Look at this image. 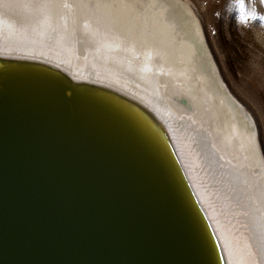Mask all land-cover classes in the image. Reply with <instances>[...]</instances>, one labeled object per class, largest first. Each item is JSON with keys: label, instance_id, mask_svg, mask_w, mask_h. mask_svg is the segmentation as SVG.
Masks as SVG:
<instances>
[{"label": "water", "instance_id": "95a60500", "mask_svg": "<svg viewBox=\"0 0 264 264\" xmlns=\"http://www.w3.org/2000/svg\"><path fill=\"white\" fill-rule=\"evenodd\" d=\"M0 264L228 262L151 107L0 53Z\"/></svg>", "mask_w": 264, "mask_h": 264}, {"label": "bare ground", "instance_id": "6f19581e", "mask_svg": "<svg viewBox=\"0 0 264 264\" xmlns=\"http://www.w3.org/2000/svg\"><path fill=\"white\" fill-rule=\"evenodd\" d=\"M189 0H0V53L114 86L167 125L228 264H264V155Z\"/></svg>", "mask_w": 264, "mask_h": 264}, {"label": "rangeland", "instance_id": "374dc122", "mask_svg": "<svg viewBox=\"0 0 264 264\" xmlns=\"http://www.w3.org/2000/svg\"><path fill=\"white\" fill-rule=\"evenodd\" d=\"M189 1L223 80L255 121L264 155V21L238 22L230 0ZM255 13L264 15L262 0H255Z\"/></svg>", "mask_w": 264, "mask_h": 264}, {"label": "snow or ice", "instance_id": "6c2138e0", "mask_svg": "<svg viewBox=\"0 0 264 264\" xmlns=\"http://www.w3.org/2000/svg\"><path fill=\"white\" fill-rule=\"evenodd\" d=\"M264 2V0H262ZM229 9L235 14L240 23H247L249 19L264 21V15L257 17L255 13V0H230Z\"/></svg>", "mask_w": 264, "mask_h": 264}]
</instances>
